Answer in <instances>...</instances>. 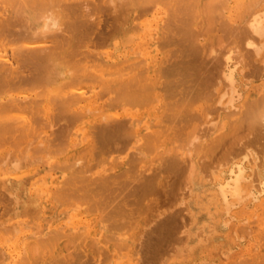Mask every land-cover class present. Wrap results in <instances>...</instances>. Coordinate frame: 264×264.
Segmentation results:
<instances>
[{
	"label": "bare ground",
	"instance_id": "bare-ground-1",
	"mask_svg": "<svg viewBox=\"0 0 264 264\" xmlns=\"http://www.w3.org/2000/svg\"><path fill=\"white\" fill-rule=\"evenodd\" d=\"M261 196L264 0H0V264H204Z\"/></svg>",
	"mask_w": 264,
	"mask_h": 264
},
{
	"label": "rangeland",
	"instance_id": "rangeland-1",
	"mask_svg": "<svg viewBox=\"0 0 264 264\" xmlns=\"http://www.w3.org/2000/svg\"><path fill=\"white\" fill-rule=\"evenodd\" d=\"M257 81L258 80H256L255 82ZM261 198V200L255 202H249V199L242 202L239 207L244 208L248 213L246 212L245 215L240 214V216L235 215V217L232 218L231 222L225 229L221 225L215 228L216 234H214L213 238L208 237V239L206 241L204 240L202 244H195L194 248L197 251V259L200 260L202 258V260H204V264H247L248 262L250 263V257H253L257 263L264 262V260H262L264 259V244H260L261 238L259 235L261 229L262 232H264V202H261L262 200H264V196H261ZM177 205V207H182L181 205L184 204L178 203ZM251 219H253L255 222ZM260 222L262 223L261 228ZM245 225L248 226V228L251 227L249 230H245L246 234L244 233V231H241L242 226L246 227ZM238 226H240V229H238ZM236 230H239L240 232H237ZM208 231L209 229L207 230V232ZM248 231L250 232V234L248 233ZM191 239V242H194L199 238L193 237ZM226 247L229 249V251L226 252L227 254L224 252ZM177 249L178 248H175L176 252H170L169 256L167 255V257L165 258V262L162 264H186L185 260L187 258L184 257H187L189 255V252L179 253ZM228 249H226V251ZM222 251L227 256L222 254ZM190 253V255H193L192 251ZM248 259L249 261H246ZM136 264H140V262L138 263V259L136 260Z\"/></svg>",
	"mask_w": 264,
	"mask_h": 264
}]
</instances>
